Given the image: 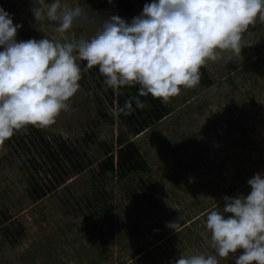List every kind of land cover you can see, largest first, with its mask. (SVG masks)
<instances>
[{
	"label": "rangeland",
	"instance_id": "rangeland-1",
	"mask_svg": "<svg viewBox=\"0 0 264 264\" xmlns=\"http://www.w3.org/2000/svg\"><path fill=\"white\" fill-rule=\"evenodd\" d=\"M34 2L50 0H0V7L22 25L20 40L61 39L52 22L34 19ZM86 3L97 26L117 15L116 0ZM73 33L87 38L92 30L74 27L66 37ZM242 44V61L230 52L221 56L232 61H208L200 83L164 103L169 113L135 135L110 111L115 91L98 87L78 60L74 111L38 127L75 148L73 160L62 159L59 173L36 152L29 130L0 145V264H170L179 255L211 254L206 214L222 211L226 195H246L248 178L264 174V21L249 26ZM21 136L31 157L17 149ZM119 138L132 141L146 163L122 180L98 172L102 159L115 158ZM177 221L176 231L167 226ZM235 255L219 264H234Z\"/></svg>",
	"mask_w": 264,
	"mask_h": 264
},
{
	"label": "clouds",
	"instance_id": "clouds-1",
	"mask_svg": "<svg viewBox=\"0 0 264 264\" xmlns=\"http://www.w3.org/2000/svg\"><path fill=\"white\" fill-rule=\"evenodd\" d=\"M111 4L112 0H108ZM34 19L52 22L61 39L16 40L11 14L0 7V145L27 126L48 128L61 112L74 111L70 99L80 88L81 67L98 68L103 84L116 92L139 86L137 95L114 114L143 108L140 97L162 103L200 83L208 61L230 52L242 61V36L257 18L264 21V0H151L131 22L112 14L99 26L86 0L33 3ZM74 27L92 35L67 36ZM66 37V38H64ZM249 192L222 197V211L206 214L211 254L179 255L170 264H264V174L247 180ZM176 231L179 223L168 225Z\"/></svg>",
	"mask_w": 264,
	"mask_h": 264
},
{
	"label": "trees",
	"instance_id": "trees-1",
	"mask_svg": "<svg viewBox=\"0 0 264 264\" xmlns=\"http://www.w3.org/2000/svg\"><path fill=\"white\" fill-rule=\"evenodd\" d=\"M151 0H116L115 6L117 10V15L124 18L126 21L131 22L132 18L134 16H137L145 3H150ZM16 40L20 41L18 34L16 35ZM2 50V49H0ZM80 65L82 68H86V61H81ZM89 74L96 75V76H90L94 77L95 81L97 82V86L103 85V77L100 75L98 68L94 67L92 69L87 70ZM201 72V78L204 73L203 67L200 70ZM205 77V76H204ZM138 85L134 87H125L120 89L119 92L115 91L116 94V104L117 106H123L125 100H127L131 96L137 95V89ZM110 95H113V90L108 89ZM140 99L143 101V105L145 109L143 108H136L135 104H133L134 111L130 115H119L118 118L120 121L127 123V126L129 128V131L131 134H137L144 130L146 127H149L152 125L153 122L159 121L162 118H164L168 113L169 109L167 106L164 105L160 100L153 99L151 95L140 97ZM112 102V100H110ZM33 129V130H32ZM24 130H29L33 133V136L27 133L25 136L28 138H31V141L33 139H37L38 141L35 143L34 140L32 143L35 145L36 152L41 155L42 153L45 154L47 159V164L53 165L55 169H59V173H61V166L60 162L61 160L65 161H72L73 157L76 156V153H74V149L71 145L67 144V141L64 139H61L59 137L52 136L51 139H46L42 136L40 130L38 127L35 126H27ZM35 132V133H34ZM31 136V137H30ZM119 147L116 152V156L114 158L113 153H110L108 157L102 159L98 166V172L105 174L106 172H116L115 176L119 178L120 180L125 179V177H132L136 172L138 171H145L146 170V163L141 158L140 152L137 148V146L132 141H125L122 140V138H119ZM42 142V144H41ZM18 146L22 150L23 156L31 157L29 155L31 148H29L25 152V147L27 146L26 140L21 136V139L18 140ZM39 143V144H37ZM25 144V146H24ZM40 144L43 147V150L38 151L40 148ZM24 151V152H23ZM33 159V158H32ZM32 161H35L34 159ZM50 172H53L51 169ZM146 186V184H144ZM36 186H34V189ZM37 188L34 190V192H37ZM42 194V193H40ZM40 196V195H38Z\"/></svg>",
	"mask_w": 264,
	"mask_h": 264
}]
</instances>
